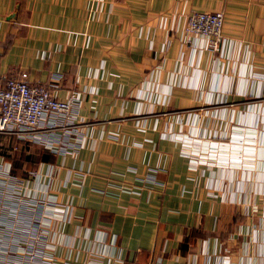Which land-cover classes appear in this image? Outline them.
<instances>
[{
    "label": "crops",
    "instance_id": "obj_1",
    "mask_svg": "<svg viewBox=\"0 0 264 264\" xmlns=\"http://www.w3.org/2000/svg\"><path fill=\"white\" fill-rule=\"evenodd\" d=\"M193 10L224 13L216 52ZM21 72L84 97L77 154L7 160L71 208L56 260L264 264V0H0V83Z\"/></svg>",
    "mask_w": 264,
    "mask_h": 264
},
{
    "label": "built area",
    "instance_id": "obj_2",
    "mask_svg": "<svg viewBox=\"0 0 264 264\" xmlns=\"http://www.w3.org/2000/svg\"><path fill=\"white\" fill-rule=\"evenodd\" d=\"M224 21L222 11L193 10L186 18L183 33L187 37L205 38L209 49L216 52L222 44ZM58 81L59 77H55L47 85H32L28 73L21 72L0 83V132L16 134L23 141L42 145L51 152L77 154L86 140L82 129L86 122L81 117L84 97L78 91L69 92L65 98L58 97L55 93ZM11 167L10 162L0 160V223L6 221L3 207H9L7 220L14 221L12 238L36 239L33 246L23 245L22 241L17 245L11 242V246L0 243V264H76L56 260L54 246L48 241L52 221L70 220L71 208L60 203L54 194H40V188L27 195L28 183L12 175ZM36 223H39L37 231ZM104 257L97 249L90 253L86 264H103ZM108 264L123 261L111 256Z\"/></svg>",
    "mask_w": 264,
    "mask_h": 264
},
{
    "label": "rangeland",
    "instance_id": "obj_3",
    "mask_svg": "<svg viewBox=\"0 0 264 264\" xmlns=\"http://www.w3.org/2000/svg\"><path fill=\"white\" fill-rule=\"evenodd\" d=\"M27 143L29 142L23 141L22 139L18 138L16 134L0 132V160L7 161V160H10L9 157H17L21 159L23 154L20 152H22L25 149V146H26L25 144ZM34 156L35 157H34L33 163L35 167L36 166L35 165L36 154ZM5 199L8 200L7 197H5ZM8 208L9 207H3L4 209L3 218H6L5 219L6 221H3L2 223H0V243L6 244L7 246L8 245L11 246V242L16 243L17 245L19 241H22L23 245L30 244L33 246L36 238L35 239L26 238L25 240H18L19 239L18 236H15V237L13 236L12 238V234L14 233V230L11 226L13 225L12 222L14 221L8 222L9 220H7L8 219L7 218ZM38 226H39V223H36V228H35L36 231H37ZM15 232H18V231H15ZM15 234H19V233H15Z\"/></svg>",
    "mask_w": 264,
    "mask_h": 264
},
{
    "label": "trees",
    "instance_id": "obj_4",
    "mask_svg": "<svg viewBox=\"0 0 264 264\" xmlns=\"http://www.w3.org/2000/svg\"><path fill=\"white\" fill-rule=\"evenodd\" d=\"M33 150H32V152H33V155H35L36 154V161H35V165L39 162V159L40 158H43V155H42V151L44 150H42V148L41 149H39V148H32ZM32 154H30V156H31ZM33 155H32V157L30 158H27L26 160L23 158H17V157H9V159L12 161V163H13V168H12V170L14 171V172H16V173H18V174H23V171H22V169L25 167V165H26V163H25V161H27V167H34V163H33V160H34V158H33ZM35 157V156H34ZM26 167V168H27Z\"/></svg>",
    "mask_w": 264,
    "mask_h": 264
}]
</instances>
